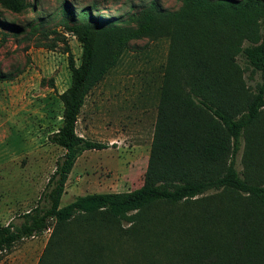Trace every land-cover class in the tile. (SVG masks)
<instances>
[{
    "label": "trees",
    "instance_id": "obj_1",
    "mask_svg": "<svg viewBox=\"0 0 264 264\" xmlns=\"http://www.w3.org/2000/svg\"><path fill=\"white\" fill-rule=\"evenodd\" d=\"M0 1L15 13L29 8ZM93 11L61 2L59 26L82 47L79 65L67 48L71 83L48 137L65 153L40 204L20 225L0 226V255L51 230L38 264H264V0H183L177 11L151 3L124 25ZM145 38L168 51L144 184L62 207L77 160L109 147L77 133L86 99ZM240 54L260 75L254 89Z\"/></svg>",
    "mask_w": 264,
    "mask_h": 264
},
{
    "label": "rangeland",
    "instance_id": "obj_2",
    "mask_svg": "<svg viewBox=\"0 0 264 264\" xmlns=\"http://www.w3.org/2000/svg\"><path fill=\"white\" fill-rule=\"evenodd\" d=\"M62 1L27 0L29 8L21 13L0 1V88L4 83L10 86L9 90L0 89V226L20 225L22 216L40 204L65 153L48 137L61 123L59 95L71 83L67 48L79 65L82 47L75 36L59 26ZM67 2L76 8L93 7L99 18L124 25L132 24L151 3L163 11H177L183 0ZM52 30L58 34L47 36ZM167 49L166 41H131L119 65L87 97L77 133L109 147L86 151L77 160L62 207L77 196L127 192L144 184ZM237 62L244 70L246 84L254 89L260 75L252 71L242 54ZM18 108L22 109L17 114ZM243 153L244 147L236 160L241 175L245 169ZM50 234L48 230L20 241L0 255V264H38Z\"/></svg>",
    "mask_w": 264,
    "mask_h": 264
},
{
    "label": "crops",
    "instance_id": "obj_3",
    "mask_svg": "<svg viewBox=\"0 0 264 264\" xmlns=\"http://www.w3.org/2000/svg\"><path fill=\"white\" fill-rule=\"evenodd\" d=\"M15 81H18V80H15ZM2 88H0V89H3V90H5V89H10V86H7V84L6 83H4V84H2V86H1ZM9 87V88H8ZM18 90L16 91V92H19V87H16ZM13 101H11V103H12ZM21 109L22 108H18V109H16V112L15 113H17L18 114V112H21ZM7 121V120H6ZM9 123V122H8Z\"/></svg>",
    "mask_w": 264,
    "mask_h": 264
}]
</instances>
